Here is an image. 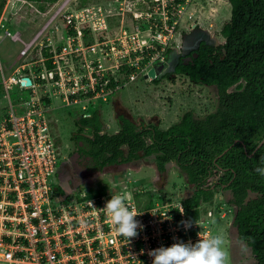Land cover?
I'll list each match as a JSON object with an SVG mask.
<instances>
[{"label":"built area","instance_id":"built-area-1","mask_svg":"<svg viewBox=\"0 0 264 264\" xmlns=\"http://www.w3.org/2000/svg\"><path fill=\"white\" fill-rule=\"evenodd\" d=\"M70 1L65 0L29 41L19 31H6L24 46L19 55L22 62L11 76L1 67L5 90L10 95L12 86L20 84L31 88L32 96L19 109L11 102L0 121V264H152L148 254L152 249L177 241L195 243L198 233L214 235L211 221L205 216L188 221L182 202L147 209L121 193L130 202V210L141 213L135 217L142 225L138 235L127 240L103 209L111 194L117 193L60 199L59 180L52 178L64 160L48 113L52 96L62 98L60 106L81 105L86 112L97 98L107 99L127 81L165 65L166 51L183 16L196 3L112 0L107 6L91 1L66 10ZM60 15L64 32L56 45L42 35ZM116 15L121 17L118 24ZM47 47L49 55L44 53ZM34 48L39 57L29 58ZM24 76H30L32 83L23 84Z\"/></svg>","mask_w":264,"mask_h":264},{"label":"trees","instance_id":"trees-1","mask_svg":"<svg viewBox=\"0 0 264 264\" xmlns=\"http://www.w3.org/2000/svg\"><path fill=\"white\" fill-rule=\"evenodd\" d=\"M28 1L47 11L58 0ZM91 1L80 0L78 6ZM229 1L232 15L221 28L225 42L219 46L202 43L197 55L180 62L176 69L194 82L217 86L216 110L198 116L188 109L165 128L121 114L119 130L110 132L97 107L77 119L79 128L72 139L75 150L98 171L149 156L154 157L159 171L176 161L193 185L192 193L182 198L190 222L204 216L205 206L215 203L220 190H230L226 202L234 211L233 224L240 238L252 246L258 264H264V176L256 172L262 166L264 143L250 155L264 136V0ZM4 7L5 0L0 16ZM172 50L169 47L166 54ZM44 53L49 55L50 48ZM38 56L36 49L31 58ZM48 64L51 66L50 61ZM86 127L89 133H85ZM107 193L108 186L103 184L83 197ZM57 194L66 196V201L69 198L63 186H58Z\"/></svg>","mask_w":264,"mask_h":264},{"label":"rangeland","instance_id":"rangeland-1","mask_svg":"<svg viewBox=\"0 0 264 264\" xmlns=\"http://www.w3.org/2000/svg\"><path fill=\"white\" fill-rule=\"evenodd\" d=\"M3 1L0 0V5ZM64 1L59 0L47 11H41L33 1L5 0L3 12L6 7L8 8L5 12L4 25L0 23V121L10 110L11 102L17 104V109H19L20 103L32 96V89H23L20 84L12 86L10 95L5 90L1 67L7 76H11L22 62V59H18V57L24 46L22 41L14 40L12 35H8L6 31L10 30L12 33L19 31L25 41L31 40ZM79 1L71 0L66 10L78 6ZM92 1L107 5V1L112 0ZM112 3L113 1L110 6ZM195 3V8H192L195 9L194 16L189 17V10L185 13L180 23V29L171 43V48L179 50L183 32L195 23L212 31L220 40L225 39L221 34V28L231 18V2L229 0H195ZM120 19L119 15L114 16L116 24ZM63 23L62 16H58L48 25L42 38L47 39L49 36L53 39L54 44L58 45L63 39ZM57 25L58 27H56ZM36 49H33V53ZM16 60L17 62H15ZM51 98L53 108L48 113L50 127L61 158L65 163V167L62 162L59 165L62 172L60 181L68 188L74 187L68 189L69 198L67 201H75L85 195L89 189H97L103 184L108 186L109 194L123 190L125 194L136 199L140 207H142L140 205L142 203L155 204L156 201L167 200L181 204L182 198L192 193L193 185L188 183L186 173L180 169L176 161L169 162L166 170L159 171L153 156L143 157L140 161L138 160V163H144L141 168L130 170L122 179V176H118V174H116V178L113 176L114 173H120L123 169L120 165H107L100 171L91 169L88 166L89 162L81 159L74 150L75 142L72 139L73 133L78 128L77 112L82 110V106L63 107L60 106L62 103L60 96ZM95 101L96 103L84 111H92L98 107L102 113L105 129L114 132L119 129V111L129 113V117L134 120H139L140 116L159 120V125L165 128L178 121L188 109H194L198 116H204L206 113L216 110L219 94L216 85L197 83L185 75L177 76L176 74L168 77L165 74V76H157V79H154L146 77L143 73L136 79L124 83L117 92L107 99L100 97ZM138 163H132V166L139 167ZM64 169L66 171L63 172ZM119 177L121 181L117 180ZM52 179L58 181L59 174H55ZM116 181L117 183H115ZM217 196L212 206H205L212 214L206 210L204 216L211 221L214 235H219L222 238V250L225 254L224 264H235L239 260V255L232 234V232H236L235 226H232L234 211L226 202L230 196V190H220ZM59 198L63 199L66 196H59ZM248 260L251 262L250 264H257L255 260L252 261L251 257Z\"/></svg>","mask_w":264,"mask_h":264},{"label":"clouds","instance_id":"clouds-1","mask_svg":"<svg viewBox=\"0 0 264 264\" xmlns=\"http://www.w3.org/2000/svg\"><path fill=\"white\" fill-rule=\"evenodd\" d=\"M260 167L256 172L264 176V157L261 158ZM104 211L110 218L119 235L134 238L138 235V228L142 225L135 217L137 213L131 209V204L127 198L121 194H111V198L106 201ZM183 213V209L180 210ZM185 224V227H190ZM200 237L195 243L177 241L171 246H161L149 251L153 258L152 264H224V252L222 250V238L219 235L209 234L207 237Z\"/></svg>","mask_w":264,"mask_h":264},{"label":"crops","instance_id":"crops-1","mask_svg":"<svg viewBox=\"0 0 264 264\" xmlns=\"http://www.w3.org/2000/svg\"><path fill=\"white\" fill-rule=\"evenodd\" d=\"M23 1H28V0H23ZM59 1V0H58ZM57 1V2H58ZM29 2V1H28ZM56 2V3H57ZM56 3H54L53 5H55ZM52 5V6H53ZM7 6H8V4H7ZM51 6V7H52ZM7 8L8 7H6V10H7ZM193 7H191V8H189V13H192L193 14V16H194V10L195 9H192ZM195 8V7H194ZM6 10H5V12H6ZM5 12H2L3 14L0 16V23L1 24H4V17H5ZM63 30V29H62ZM64 32V31H63ZM21 36H22V34H21ZM45 37V36H44ZM49 37V36H48ZM18 59H19V57H18ZM17 59V60H18ZM17 60L15 61V62H17ZM14 62V63H15ZM12 66V65H11ZM3 68V67H2ZM3 70V73L4 74H6L5 73V70L4 69H2ZM63 106V105H62ZM63 107H66V106H63ZM68 108V107H67ZM82 110H78V112H77V119L79 118V117H81V116H83V115H87V114H91V112L92 111H87V112H82ZM102 114V113H101ZM121 114H124L125 116H129V113H127V112H124V111H119L118 112V117L121 115ZM139 118V120H137L138 122H142L143 121V118H142V116H140V117H138ZM2 120V119H1ZM119 123L121 124V120H120V117H119ZM120 124H119V128H120ZM78 128H79V126H77ZM78 128H77V130H78ZM76 130V131H77ZM119 130V129H118ZM118 130H116V131H118ZM111 132V131H110ZM115 132V131H114ZM85 133H89V129H87V127H86V129H85ZM75 146V149H76V145H74ZM74 149V150H75ZM74 152V151H73ZM77 152V151H76ZM77 154H78V152H77ZM143 158V157H142ZM142 158H139V159H135V160H132V161H129V162H124V163H118V164H111V165H120V166H122V170H121V172L120 173H114L113 174V176L116 178V174H118V176L120 175V176H122L121 177V179L122 178H124L123 176L125 175H127V173L130 171V170H133V169H140L141 168V166L144 164V163H138V160L140 161V159H142ZM132 163H138V165H140L139 167H136V168H134L133 166H132ZM128 168H129V170H128ZM117 180H120V177L117 179ZM121 181V180H120ZM119 181V182H120ZM115 183H117V181L115 182ZM100 187V186H99ZM114 193H117V194H121V193H123L126 197H131V198H133L131 195H127V194H125L124 192H123V190H120V191H114ZM231 195V194H230ZM59 196H61V195H59ZM134 199V198H133ZM135 201H136V199H135ZM137 202V201H136ZM167 202H170L169 200H167V201H156V205H158V204H162V203H167ZM173 203H175V202H173ZM138 204V203H137ZM155 204H152V203H149V204H140V205H142V207L143 208H150V207H152V206H154ZM234 224H233V222H232V226H233ZM235 226V225H234ZM235 228H236V232L235 233H233L232 232V234H233V237H234V242L237 244V254L239 255V260L238 261H236V263L235 264H250L251 262H249V258L251 257L252 258V261L253 260H255V262L258 264V262H257V260H256V258H255V255L253 254V252H252V248L248 245V244H246V242L244 241V240H242L241 238H240V236H239V232H238V228H237V226H235Z\"/></svg>","mask_w":264,"mask_h":264},{"label":"flooded vegetation","instance_id":"flooded-vegetation-1","mask_svg":"<svg viewBox=\"0 0 264 264\" xmlns=\"http://www.w3.org/2000/svg\"><path fill=\"white\" fill-rule=\"evenodd\" d=\"M207 31H209L207 28H205V27H202V26H200V25H198V23H195V24H193L188 30H185L184 32H183V34H182V40H181V44H180V48H179V53L181 54V60H180V62H189L191 59H192V57H193V55H197V52H196V50L200 47H198L196 50L195 49H192V44H194L195 43V41H194V39H195V37L196 36H198V35H203V34H205V33H207ZM222 34V33H221ZM215 35V34H214ZM216 36V35H215ZM223 36V35H222ZM217 37V36H216ZM223 38H224V36H223ZM217 39H218V42L217 41H215V40H212L211 42H213L214 44H210V43H208V42H205V41H201V44L202 43H207V44H209V45H211V46H219L220 44H222V43H224L225 42V39L224 40H220L218 37H217ZM186 41H188L189 43H188V45H190L189 47H186V46H184L185 44L184 43H186ZM216 43H218V44H216ZM200 44V45H201ZM187 45V46H188ZM188 48V49H187ZM180 62L178 63V65L180 64ZM177 65V66H178ZM165 66H168V64H166ZM163 69V68H162ZM162 69H160V71L162 70ZM177 74V76L178 75H185V74H181V73H177L176 71L175 72H172V73H166V75L168 76V77H171V76H173V75H176ZM163 76H165V75H163ZM185 76H187V75H185ZM154 118H157V117H154ZM144 124H160L159 123V120H156V119H148L147 117H144L143 118V121H142ZM78 155H79V157L81 158V159H84V158H82L81 156H80V154L78 153ZM64 163V162H63ZM64 167H65V163H64ZM64 171H66V169H64L63 170V172ZM61 171L59 170V184H60V186H63V188L66 190V192L68 191V189L70 188V189H73L74 187H72V186H70L69 188L68 187H66L65 186V184L64 183H62L60 180H61ZM75 173V172H74ZM64 176H65V174H64ZM64 176H63V178H64ZM64 180H66V178H64ZM68 193V192H67ZM233 217H234V215H233Z\"/></svg>","mask_w":264,"mask_h":264},{"label":"water","instance_id":"water-1","mask_svg":"<svg viewBox=\"0 0 264 264\" xmlns=\"http://www.w3.org/2000/svg\"><path fill=\"white\" fill-rule=\"evenodd\" d=\"M202 40L205 42H208L210 44H214L213 42H211L212 40H215L218 42L217 37L214 35V33L212 31L209 30V31H207V33H205L203 35H198L195 37V39H194L195 43L192 44V49L196 50L200 46ZM188 43L189 42L186 41V43H184L185 44L184 46L189 47L190 45H188ZM216 44H218V43H216ZM180 60H181V54L179 53L178 49H173L168 55V59H167V63H166V64H168V66H165L166 64L165 65L163 64V65H157V66L151 67L145 75H146V77H148V76H152V77L160 76V77H162L166 73L175 72L177 69V65L180 62ZM160 69H162V70L160 71ZM22 83L23 84H31L32 83L31 77L30 76H24L22 79ZM263 143H264V136L260 140V142L257 144L254 151L252 153H250V155H252ZM227 150H228V148L225 151H227ZM242 240H244V239H242ZM245 242H246V244L249 245V243L247 241H245ZM249 246L252 248L251 245H249ZM252 252L254 254L253 248H252Z\"/></svg>","mask_w":264,"mask_h":264},{"label":"bare ground","instance_id":"bare-ground-1","mask_svg":"<svg viewBox=\"0 0 264 264\" xmlns=\"http://www.w3.org/2000/svg\"><path fill=\"white\" fill-rule=\"evenodd\" d=\"M9 6V5H8Z\"/></svg>","mask_w":264,"mask_h":264}]
</instances>
